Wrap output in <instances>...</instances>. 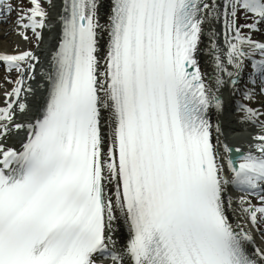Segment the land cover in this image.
<instances>
[{"label": "snow or ice", "instance_id": "obj_1", "mask_svg": "<svg viewBox=\"0 0 264 264\" xmlns=\"http://www.w3.org/2000/svg\"><path fill=\"white\" fill-rule=\"evenodd\" d=\"M29 3L16 25L39 39L47 13L40 0ZM64 3L46 108L27 126L20 150L0 145V264H95L108 252L117 213L131 239L122 254H111L113 264H125V256L130 264H256L246 250L252 237L226 216L225 193L233 186L258 196L259 206L241 196V211L254 227L264 223V134L253 137L254 151L238 165L229 160L226 179L207 119L221 101L196 59L215 0H111L104 24L98 0ZM0 7L11 10L7 0ZM223 9L227 64L238 75L250 61L264 95V43L236 25L241 11L253 19L244 25L250 31L264 24V0H224ZM35 60L31 52L0 55L21 76L0 108V138L12 130L11 98L19 97L25 71L31 78ZM216 68L233 77L219 57ZM238 107L248 122L264 117ZM259 126L264 133V121Z\"/></svg>", "mask_w": 264, "mask_h": 264}, {"label": "bare ground", "instance_id": "obj_2", "mask_svg": "<svg viewBox=\"0 0 264 264\" xmlns=\"http://www.w3.org/2000/svg\"><path fill=\"white\" fill-rule=\"evenodd\" d=\"M206 2L211 4L212 0H206ZM223 2L224 0H215L216 6L212 10L213 15L211 17H205L204 23L202 24V32L200 35L198 50L196 53L199 71L203 76L204 83L209 89L210 93L218 97L219 100V96L228 94V92H240L244 78L247 75H250V72L246 69V64L250 61L245 60V66L240 74L239 85L235 88H230L227 84L229 76L218 71L216 68V58L219 57L223 62L226 72H231L233 75L234 72H236L234 67L227 64L226 59L227 41L224 31ZM51 3L52 4L50 7H45L42 5V8L47 13V18L45 20L44 27L42 29L36 30L37 32L41 33V36L43 37V39H40L39 42H37L38 40L35 38H31L33 35H35L31 30H24L17 27L16 21L18 18H13V16L15 15V11L20 10L19 7L10 8V11H5L3 7H0V55H18L23 52H31L37 58V60L31 61V63L34 65V71L31 74V78L30 76H25L23 78L24 84L22 86L21 93L29 95V100L27 103L29 108H26L23 112L16 111L13 113V121L12 124L9 125V128L12 130L8 132L6 137L0 138V145L3 147L11 144L15 137L21 136L25 125L31 123L34 120L36 112L40 109L39 106L42 102L41 98H44L45 94L47 93V76L50 71V58L55 52L54 50H56L59 46V42L62 37L61 27L63 25V19L66 15L64 0H51ZM98 5L99 20L101 24H104L107 15L110 13L111 0H98ZM57 13L58 17L56 19ZM55 21V35L57 37H52V35L48 33V30L51 27L53 28ZM20 33L27 35L29 42H27V40H25L23 35ZM58 34L60 35L58 36ZM263 35L264 31L257 35H251L250 37L251 39H254L255 37H263ZM106 39L107 37L105 34L101 39L102 47ZM258 42L264 43V39L259 40ZM49 50H52V53H50ZM245 50L247 51V49ZM3 66L4 64L0 63V70L3 68ZM11 71L14 72V74L17 73L14 69ZM218 78L223 81V85H217L216 81ZM5 83L8 84V86L12 85L11 80L5 79V77H0V108L7 107L6 99H8V97L6 94L12 93L13 90L12 87L5 88L3 85ZM31 90L36 91L39 94V97L36 98V95L34 96ZM15 99L18 101V98ZM226 103L228 105H224L221 101L220 109H217L215 105L211 106L207 111V119L212 126L210 130L211 141L217 147L218 155L220 157V164L224 169L225 178L230 179L231 172L228 168L229 160H231L233 164L238 165L243 155L249 153L250 151H254V145L257 142L253 139V137L259 134H264L261 132V128L259 126L260 122L264 121V117H260V120L256 121L255 123L248 122L245 117L241 118L238 116L232 118V112H234V110L229 105V102ZM260 105L264 107V100L260 101ZM31 110H34L35 114H32ZM14 120L16 121L14 122ZM15 124H21L24 127L17 131L13 128V125ZM217 128L219 131H217ZM251 133V138L249 137L248 139H245V137L247 135L250 136ZM224 145L231 149V151L225 153L223 150ZM237 149L239 151H237ZM225 171L228 172L230 178L227 177ZM230 189L239 191L233 186L227 187L225 193L226 216L228 217L229 222L234 229L237 231H243L245 230V226L243 223H241L242 217L237 215L238 211L234 210V207L230 201L228 194ZM117 216L118 219L112 224V231L107 233V235L111 236L112 242L108 243V252L105 253L106 257L103 258L105 261L104 263L98 262L95 256V264H113L110 258L111 254H122L123 250L127 246L128 241L131 239L128 222L123 216H120L119 213H117ZM246 246L250 249L251 254L255 257L258 264H264V260H262L261 255L258 254L264 253V249H261L256 243L252 241L247 242ZM124 262L125 264H130L129 259L126 256L124 257Z\"/></svg>", "mask_w": 264, "mask_h": 264}, {"label": "rangeland", "instance_id": "obj_3", "mask_svg": "<svg viewBox=\"0 0 264 264\" xmlns=\"http://www.w3.org/2000/svg\"><path fill=\"white\" fill-rule=\"evenodd\" d=\"M23 1H28V0H7V5H10V8H15V7H19L20 8L19 11H15V15L13 16V18H18L19 14L21 13L22 10H23V12L26 13L27 10L32 7V5H30V7L23 6L22 5ZM40 3H41V6H42V3H45V0H40ZM236 21H237V24H238V28L240 29V33L243 36L257 35L260 31H264V24L257 25V29L255 31H250L247 27H244V25L252 24L253 23V19L250 18V17H246L245 14L242 11L238 13ZM31 38H35L36 40H38L37 42H39L40 39H43V37L41 35H40L39 39L36 38V35H33ZM28 39H27V42H29ZM262 39H264V38L258 39V37H255L252 40L258 42L259 40H262ZM253 59H255V60L261 59L260 54L256 53L253 56ZM246 66H247L248 70H251V62L247 63ZM25 76H29V73L27 71H25L22 79ZM0 77H5V79L11 80L12 81V83H11L12 85L11 86H8V84H6V83L3 84V85H4L5 88L12 87V89L14 87H16L15 81L17 79L21 78L19 73L14 74V72L9 70L5 65L0 70ZM251 81H252V83H251ZM258 83H260V81L258 82V81H256L253 78H247L246 81H245V89H243L242 92H240V93H234V92L229 93L228 92L227 95H228L229 100H231V102L230 101L229 102H230L231 108L234 110V112L232 113V115L234 117H238V116L241 117V118L245 117L244 113L240 110V108L238 106L249 107V108L256 109V110H258L260 112H264V107H262L260 105V101L262 99H264V95H262L260 93V86L261 85L258 86ZM254 84H256V85H254ZM249 90H251V91H253L255 93L253 99L250 100V101L249 100H245L243 98L244 94L246 92H248ZM242 93H243V95H242ZM15 98H17V97H15ZM28 100H29V95L28 94L20 93V95L18 97V101H16V103L13 105L12 112L13 113L16 112V111L17 112H21L20 109H19V104H24L26 106V108H27ZM260 106H261L262 109L260 108ZM223 143H225V142H223ZM228 194H229L232 206L234 207V210L238 211V207L240 205L241 196H244V194L240 193V192L233 191V189H230L228 191ZM250 197L251 196H249V195L244 196V198L250 200V202L253 203V205L256 204V205L259 206V199L258 198L257 199H250ZM237 215H238V213H237ZM243 220L244 219H242L241 223L244 222ZM249 229L254 231V232L253 231L252 232L256 234L257 240L259 242H262L261 244H259L260 248L264 249V223H261V224H258L257 226H255V230L251 226H250Z\"/></svg>", "mask_w": 264, "mask_h": 264}, {"label": "water", "instance_id": "obj_4", "mask_svg": "<svg viewBox=\"0 0 264 264\" xmlns=\"http://www.w3.org/2000/svg\"><path fill=\"white\" fill-rule=\"evenodd\" d=\"M238 76H239V75L234 74L233 77H231V78L229 79V84H230L232 87H236V86L238 85V82H239V77H238ZM231 79H236V80H237V84H236L235 86H233V85L231 84Z\"/></svg>", "mask_w": 264, "mask_h": 264}]
</instances>
